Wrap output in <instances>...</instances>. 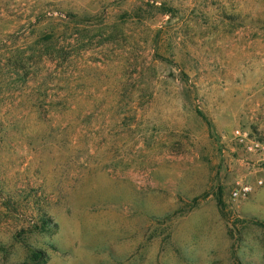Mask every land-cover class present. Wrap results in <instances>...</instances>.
Wrapping results in <instances>:
<instances>
[{"label": "rangeland", "instance_id": "374dc122", "mask_svg": "<svg viewBox=\"0 0 264 264\" xmlns=\"http://www.w3.org/2000/svg\"><path fill=\"white\" fill-rule=\"evenodd\" d=\"M236 130L264 139V0H0V264H264Z\"/></svg>", "mask_w": 264, "mask_h": 264}, {"label": "built area", "instance_id": "2783aa9c", "mask_svg": "<svg viewBox=\"0 0 264 264\" xmlns=\"http://www.w3.org/2000/svg\"><path fill=\"white\" fill-rule=\"evenodd\" d=\"M235 138L238 140L240 145L250 153H261L264 154V139L258 141L257 139H252L246 132L240 130L235 131ZM257 185H262V181H258ZM252 192V188L247 185H239L231 193V199L237 201L240 199H245Z\"/></svg>", "mask_w": 264, "mask_h": 264}, {"label": "trees", "instance_id": "16d2710c", "mask_svg": "<svg viewBox=\"0 0 264 264\" xmlns=\"http://www.w3.org/2000/svg\"><path fill=\"white\" fill-rule=\"evenodd\" d=\"M198 114H199L201 117H203V115H202V113H201V112H199V111H198ZM44 224H45V225H47V224H48V222H47V221H45V222H44ZM35 257H36V258H39V256H36V255H35Z\"/></svg>", "mask_w": 264, "mask_h": 264}, {"label": "crops", "instance_id": "0c3cea01", "mask_svg": "<svg viewBox=\"0 0 264 264\" xmlns=\"http://www.w3.org/2000/svg\"><path fill=\"white\" fill-rule=\"evenodd\" d=\"M258 190H256V192H257Z\"/></svg>", "mask_w": 264, "mask_h": 264}]
</instances>
